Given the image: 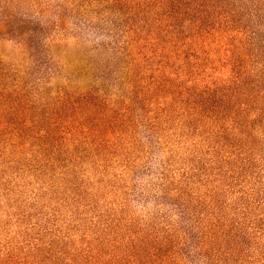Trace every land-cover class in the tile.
Wrapping results in <instances>:
<instances>
[{
    "label": "trees",
    "instance_id": "16d2710c",
    "mask_svg": "<svg viewBox=\"0 0 264 264\" xmlns=\"http://www.w3.org/2000/svg\"><path fill=\"white\" fill-rule=\"evenodd\" d=\"M66 1L44 7L53 22L22 7L0 20L28 61L0 57L16 225L59 200L0 248V264H242L264 237V0ZM67 7L107 38L75 63L60 55L84 33L67 27ZM139 175L140 196L153 189L164 207L149 216L129 214Z\"/></svg>",
    "mask_w": 264,
    "mask_h": 264
},
{
    "label": "rangeland",
    "instance_id": "374dc122",
    "mask_svg": "<svg viewBox=\"0 0 264 264\" xmlns=\"http://www.w3.org/2000/svg\"><path fill=\"white\" fill-rule=\"evenodd\" d=\"M71 0L66 1L67 6ZM57 3V0H25L20 3H16V0H0V20L3 17L4 13L14 15L16 17V7H22V11L32 15V19L43 23L46 21H55V16L47 12L44 16L42 12L44 7H53ZM67 17L65 18V23L72 31V27H82L84 33L82 34V39L78 40L75 36H70L66 38L63 43L64 48L63 52H60V55L64 61H72L75 63L83 57L84 54L88 53L91 49V46L94 43H99L102 41H107V38L103 37L102 32L94 31L93 29L88 28L89 18L80 19L78 16L69 12L71 9H77V7H67ZM48 11V10H47ZM57 17V16H56ZM93 20L96 22L97 18L93 16ZM16 24V21H15ZM64 53V54H63ZM0 57L6 61V63L12 67L16 68V65L25 69L28 65V61L23 53V51L16 45L15 41H10L6 39H0ZM106 53L103 55L96 54L95 58H105ZM8 159V158H7ZM0 164L2 165L1 161ZM143 168V166H142ZM145 170V166L143 168ZM130 173H128L129 175ZM150 184L149 177L146 175H139L136 177H131L127 183V188L125 192L128 195L129 200L131 201V207L129 214L131 215H143L149 216L150 214L157 211L162 205L158 204L155 200V190L148 189V194L146 197L142 198L140 195L143 189H146V185ZM32 187L25 188V195L29 197L31 195ZM110 188L109 193L105 195V192L102 194L99 201L102 203H110L116 197V194L112 193ZM118 191L117 193H119ZM149 195V197H148ZM16 168L14 170H6V165L1 166L0 168V248H3L5 244L9 241L16 242V235L18 231L25 227L31 226L36 223L37 218H44L45 215L52 217L54 214V208L58 207V199H52L50 201L41 200L38 208L30 209L28 206H25L26 209H30L32 216L28 217L22 226L16 225ZM19 200V199H18ZM27 199H24L22 203L26 202ZM28 203V202H27ZM44 210H42V208ZM164 208V207H163ZM43 211V212H41ZM41 213V214H40ZM58 215V214H57ZM55 217V216H54ZM58 222L53 218L49 220L44 228H50L57 224ZM258 241H254L250 249L245 250L242 256V264H264V237L259 235ZM251 262V263H247Z\"/></svg>",
    "mask_w": 264,
    "mask_h": 264
}]
</instances>
